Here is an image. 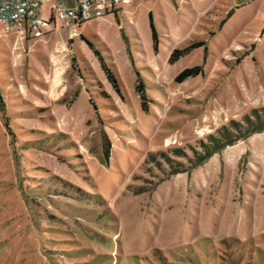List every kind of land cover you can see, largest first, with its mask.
I'll use <instances>...</instances> for the list:
<instances>
[{"label": "rangeland", "instance_id": "obj_1", "mask_svg": "<svg viewBox=\"0 0 264 264\" xmlns=\"http://www.w3.org/2000/svg\"><path fill=\"white\" fill-rule=\"evenodd\" d=\"M53 4L39 37L0 24V264H264V131L189 174L152 160L264 106V15L218 29L172 0H135L72 26ZM198 39L207 52L168 63Z\"/></svg>", "mask_w": 264, "mask_h": 264}, {"label": "trees", "instance_id": "obj_2", "mask_svg": "<svg viewBox=\"0 0 264 264\" xmlns=\"http://www.w3.org/2000/svg\"><path fill=\"white\" fill-rule=\"evenodd\" d=\"M230 16L228 12L222 21H220L218 28L220 29L222 24L226 21V19ZM151 28V37L155 43H157L156 39V29L150 21ZM27 36L29 35L26 31ZM213 34V33H212ZM122 37L125 39L124 34L121 32ZM90 46V45H89ZM91 47V46H90ZM197 48H203L204 52H207L206 41L204 40H194L191 41L187 46L181 48H175L172 50L168 63L173 64L176 63L181 57L184 55H188L192 50ZM95 55L98 57V61L102 69L107 74V79L112 83V85L118 88L117 82L113 77L110 69L105 65L103 58L98 53L97 50H93ZM202 74V66L197 64L189 68H185L178 73V75L174 78L175 83H180L183 80L185 81L188 78L196 77ZM140 73H137L135 91L139 94L141 100V106L145 110V90L146 87L141 81ZM3 110V104L0 103V111ZM264 131V106L261 108H251V112L246 114L242 120L231 119L228 125H221L214 134H209L206 136V140L198 141V149L194 146H190L187 150L181 147H175L171 149V155H168L166 152L161 151L159 153L160 160L155 159L152 156L153 162L158 164L159 162L164 161L166 166L168 167L167 175H175L177 173H187L189 174L191 170L196 169L200 165L204 164L209 158H211L214 154L220 153L227 147L239 142L246 141L253 134H258ZM108 155V154H106ZM173 157H178L184 160V162L175 160ZM154 254H157L155 250H153Z\"/></svg>", "mask_w": 264, "mask_h": 264}, {"label": "built area", "instance_id": "obj_3", "mask_svg": "<svg viewBox=\"0 0 264 264\" xmlns=\"http://www.w3.org/2000/svg\"><path fill=\"white\" fill-rule=\"evenodd\" d=\"M53 1L50 16L68 19L70 25L80 26L84 22L121 12V4H132L135 0H75V9L61 6V0H0V24L22 28L34 37L41 36V3Z\"/></svg>", "mask_w": 264, "mask_h": 264}, {"label": "crops", "instance_id": "obj_4", "mask_svg": "<svg viewBox=\"0 0 264 264\" xmlns=\"http://www.w3.org/2000/svg\"><path fill=\"white\" fill-rule=\"evenodd\" d=\"M62 1V0H61ZM177 8L178 5L186 6L192 13L199 16L205 21H220L225 18L229 12L230 16L226 21L233 18L237 13L242 12L246 15L244 18L250 21L248 14L255 13L260 16V20L264 15V0H172ZM179 12V11H178ZM181 13V12H179ZM226 21L222 24L226 23ZM219 29V28H218ZM215 35V33L213 32Z\"/></svg>", "mask_w": 264, "mask_h": 264}]
</instances>
